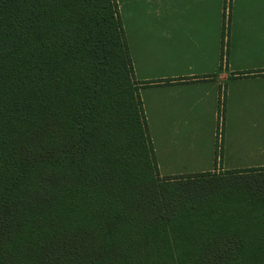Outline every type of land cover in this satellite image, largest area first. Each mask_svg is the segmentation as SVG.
<instances>
[{
	"label": "trees",
	"instance_id": "trees-1",
	"mask_svg": "<svg viewBox=\"0 0 264 264\" xmlns=\"http://www.w3.org/2000/svg\"><path fill=\"white\" fill-rule=\"evenodd\" d=\"M139 88L115 0H0V264H264L173 223Z\"/></svg>",
	"mask_w": 264,
	"mask_h": 264
},
{
	"label": "crops",
	"instance_id": "crops-1",
	"mask_svg": "<svg viewBox=\"0 0 264 264\" xmlns=\"http://www.w3.org/2000/svg\"><path fill=\"white\" fill-rule=\"evenodd\" d=\"M139 1L121 24L157 171L169 147L202 153L193 174L263 169L264 0Z\"/></svg>",
	"mask_w": 264,
	"mask_h": 264
},
{
	"label": "rangeland",
	"instance_id": "rangeland-1",
	"mask_svg": "<svg viewBox=\"0 0 264 264\" xmlns=\"http://www.w3.org/2000/svg\"><path fill=\"white\" fill-rule=\"evenodd\" d=\"M115 1L120 20L122 19V23L126 24L128 13H132L130 10L135 0H132L133 3L128 0ZM152 1L141 0L137 5L141 4V7L145 8L147 3L151 2L150 6L153 8L149 10L152 11L155 7ZM135 16L138 18L141 14L140 16L135 14ZM150 17H155L154 11L150 13ZM162 147L165 151V146L162 145ZM214 151L216 156L221 155L222 149L218 141ZM236 154L242 155L240 152H236ZM201 156L202 153L186 155V153H179L176 149L171 150L169 147L164 157V166L167 170L161 169L154 172L159 182L171 178L174 183L168 185L183 183L179 187H185V189L174 194L172 208L175 210L176 217H173V223H196L208 227H214L213 225L227 227L238 237L245 236L246 240L254 238V244H251L254 251L251 250L250 253L264 257V239L261 236L248 234L246 228L251 226H244L247 224H264V171L231 174L220 172L207 174L208 176L203 177L200 174H193L198 172L199 167L202 166L192 160ZM239 165L236 164V167ZM188 176L193 177L188 179ZM184 183L186 184L184 185ZM262 228L264 232V226Z\"/></svg>",
	"mask_w": 264,
	"mask_h": 264
}]
</instances>
